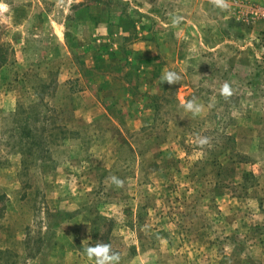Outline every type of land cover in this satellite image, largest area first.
I'll return each mask as SVG.
<instances>
[{
	"label": "rangeland",
	"instance_id": "1",
	"mask_svg": "<svg viewBox=\"0 0 264 264\" xmlns=\"http://www.w3.org/2000/svg\"><path fill=\"white\" fill-rule=\"evenodd\" d=\"M226 3L0 0V264H264V0Z\"/></svg>",
	"mask_w": 264,
	"mask_h": 264
},
{
	"label": "clouds",
	"instance_id": "2",
	"mask_svg": "<svg viewBox=\"0 0 264 264\" xmlns=\"http://www.w3.org/2000/svg\"><path fill=\"white\" fill-rule=\"evenodd\" d=\"M214 2L222 8L227 7L226 0H214ZM165 78L169 83H174L177 79L172 73L167 74ZM224 92H229L227 86H225ZM186 107L188 110L194 111L196 113L200 112L201 110L199 106H196L192 102H189ZM200 143L206 144L208 141L207 139H203L200 141ZM116 183L118 185H122V182L120 181H116ZM86 253L89 259L95 258V264H114V262L119 261V257L116 254H110V246L106 244H98L94 247H88L86 248Z\"/></svg>",
	"mask_w": 264,
	"mask_h": 264
},
{
	"label": "trees",
	"instance_id": "3",
	"mask_svg": "<svg viewBox=\"0 0 264 264\" xmlns=\"http://www.w3.org/2000/svg\"><path fill=\"white\" fill-rule=\"evenodd\" d=\"M7 50L0 46V67L5 63Z\"/></svg>",
	"mask_w": 264,
	"mask_h": 264
},
{
	"label": "built area",
	"instance_id": "4",
	"mask_svg": "<svg viewBox=\"0 0 264 264\" xmlns=\"http://www.w3.org/2000/svg\"><path fill=\"white\" fill-rule=\"evenodd\" d=\"M259 14H260L261 16H264V11L259 10Z\"/></svg>",
	"mask_w": 264,
	"mask_h": 264
}]
</instances>
